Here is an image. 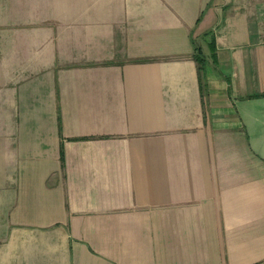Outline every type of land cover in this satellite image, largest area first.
<instances>
[{"label": "crops", "instance_id": "obj_1", "mask_svg": "<svg viewBox=\"0 0 264 264\" xmlns=\"http://www.w3.org/2000/svg\"><path fill=\"white\" fill-rule=\"evenodd\" d=\"M0 264H264V0H0Z\"/></svg>", "mask_w": 264, "mask_h": 264}, {"label": "trees", "instance_id": "obj_2", "mask_svg": "<svg viewBox=\"0 0 264 264\" xmlns=\"http://www.w3.org/2000/svg\"><path fill=\"white\" fill-rule=\"evenodd\" d=\"M195 58H196L197 62L199 63V70L201 72L204 69V66H205V64H204L205 59H204V57H203L201 52H199L197 57L195 56Z\"/></svg>", "mask_w": 264, "mask_h": 264}]
</instances>
